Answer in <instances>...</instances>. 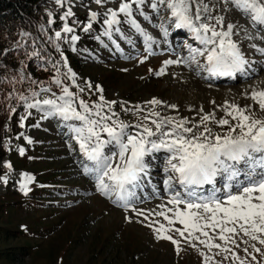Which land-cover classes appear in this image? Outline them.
I'll return each mask as SVG.
<instances>
[{"label": "snow or ice", "instance_id": "snow-or-ice-1", "mask_svg": "<svg viewBox=\"0 0 264 264\" xmlns=\"http://www.w3.org/2000/svg\"><path fill=\"white\" fill-rule=\"evenodd\" d=\"M91 2L103 11L90 9L82 31L88 33L99 21L101 36L117 48V38L131 43L124 31L127 26L143 37L148 55L154 54L152 46L159 42L137 19H152L145 8L156 16L166 14V20L155 25L165 40L169 26L191 34L199 46L188 44L186 56L164 60L157 76L164 75L170 65H183L197 75L206 72L210 77L248 76L255 71V61L242 50V41H264V0H118L115 7H107L111 0ZM55 4L66 8L60 16L63 27L54 32L55 40L71 34L68 42L76 51L81 37L68 23L75 16L72 0H55ZM233 12L246 18L252 30L229 21L227 14ZM48 16L51 25L53 13L48 12ZM80 23L75 21L77 26ZM54 47L60 60L49 58L55 73L49 81L25 75L27 65L23 61L16 73L5 77L11 86L4 96L9 119L18 106L23 108L21 129L33 110L39 114L33 127L55 119L66 129L69 151L78 152L82 175L94 182L95 192L124 212L135 214L139 218L135 222L152 229L157 240L171 242L177 255L190 247L202 257V264H264V116H258L252 105L226 101L224 117L217 119L215 113H205L193 121L162 115L157 109L165 102L157 98L130 106L125 101L108 100L101 85L85 80L82 86L60 45ZM249 47L264 56L260 44L253 42ZM24 54L28 59L41 55L35 48ZM145 59L147 56L140 62ZM26 80V90L16 87ZM92 94L97 95L96 100H91ZM245 96L264 113V89L253 88ZM167 107L175 109L176 105ZM121 113L134 119H122ZM212 124L222 129L226 126V130L215 132ZM21 137L29 145L34 143L24 132L16 138ZM17 150L25 155L24 147ZM160 153L166 154L162 167L156 163ZM4 167L10 172L12 164L5 163ZM157 167L163 174L166 202L157 206L159 210L140 208L146 190L159 196L160 189L153 182ZM21 175L20 190L27 195L35 177ZM0 181L7 185L8 175H0ZM153 217H162L167 224ZM124 220L134 222L131 215H125ZM177 223L183 227H175Z\"/></svg>", "mask_w": 264, "mask_h": 264}, {"label": "rangeland", "instance_id": "rangeland-1", "mask_svg": "<svg viewBox=\"0 0 264 264\" xmlns=\"http://www.w3.org/2000/svg\"><path fill=\"white\" fill-rule=\"evenodd\" d=\"M117 3L118 0H111L107 7H115ZM71 6L75 16L68 23L76 28L75 34L82 39L76 42V51H72V45L68 42L71 34H67L65 42L61 40L58 44L64 42L73 53L69 65L78 74V82L82 86L85 80L99 84L108 100L125 101L129 106L157 98L165 102L157 109L162 115L185 117L193 121H198L199 115L205 113H215L217 119L224 117L223 105L226 101L241 106L252 105L258 116H264L258 106L245 96L253 88L264 89V71L247 83L219 86L204 80L209 77L206 72L197 75L183 65H170L164 75H155L164 61L158 58L169 54H166L170 48L165 42L170 44L173 38L169 37L175 29L169 26V36L165 42L159 37L162 33L155 25L160 24L162 19L166 20L165 13L156 16L151 9L145 8L152 19L137 17L159 42L152 46L153 52L158 51L156 55L149 56L143 37L127 26L124 31L131 43L127 39L117 38L120 44V48H117L107 37L101 36L103 27L99 21L88 33L82 31L83 25H75L76 20L87 22L90 9L103 11L91 0H72ZM39 8L45 19L39 29L56 44L54 32L62 29L64 22L60 16L66 8H60L55 0H42ZM48 12L53 13L54 23L51 25L48 23ZM227 18L251 28V24L239 13L227 14ZM97 36H101V39L97 40ZM179 39L177 44L171 45L175 52L167 59L184 55L186 45L193 46L197 42L188 32ZM253 42L262 43L243 40L242 50L255 62L264 60V56L249 47ZM145 56L147 59L141 63ZM200 59L203 63V58ZM258 67L260 70L261 67ZM84 96L89 98L87 93ZM90 98L96 100L97 95L92 94ZM172 104L176 105L175 109L167 107ZM200 109L204 110L203 113ZM121 118L134 119L123 113ZM38 120L39 114L33 110V116L25 122L24 129L19 127V123L14 126L10 120L0 122V175L7 174L9 177L7 185L0 181V264H202V257L196 250L188 247L177 255L171 242L157 240L152 229L135 222L139 219L135 214L124 212L96 193L92 181L82 175L78 152L69 151L68 138L64 135L66 129L55 119L40 121L39 128L33 127ZM210 126L215 132L226 130V126L223 129L215 124ZM20 132L31 137L34 143L29 145L23 137L17 139ZM19 147L25 148V155L19 154ZM165 155H159L156 161L161 167ZM5 163L12 164L10 172L4 167ZM161 167L154 169V177L162 184ZM22 173L35 177L28 185L30 191L27 195L20 190ZM144 194L153 195L150 189L142 197ZM166 199L167 194H164L144 201L138 207L159 210L157 206L165 203ZM125 215L133 216L134 222L127 223ZM152 219L167 224L162 217ZM175 227L183 226L177 223Z\"/></svg>", "mask_w": 264, "mask_h": 264}, {"label": "trees", "instance_id": "trees-1", "mask_svg": "<svg viewBox=\"0 0 264 264\" xmlns=\"http://www.w3.org/2000/svg\"><path fill=\"white\" fill-rule=\"evenodd\" d=\"M41 1L0 0V122L3 123L9 119L8 102L4 100V96L11 91L5 77L10 78L16 73L21 61L27 65L25 73L36 81L47 82L55 75L49 58L58 60L57 50L39 29V25L45 21L39 11L38 4ZM24 33L28 35L25 36ZM34 48L40 52V57L28 59L25 51L31 52ZM16 87L26 90L28 81ZM22 114L23 108L18 106L17 113L11 116L14 125Z\"/></svg>", "mask_w": 264, "mask_h": 264}, {"label": "bare ground", "instance_id": "bare-ground-1", "mask_svg": "<svg viewBox=\"0 0 264 264\" xmlns=\"http://www.w3.org/2000/svg\"><path fill=\"white\" fill-rule=\"evenodd\" d=\"M237 15V14H236ZM231 17V16H230ZM235 18H236V16H235ZM238 18H239V16H238ZM230 19V18H229ZM242 21V20H241ZM243 25V24H242ZM251 27V26H250ZM251 29V28H250ZM185 35H187V31L186 30H177V29H174V31H173V33H172V35L169 37V38H173L171 41H170V44L168 43V42H165V38H164V36H163V34H160V36L159 37H161V39L165 42V44H166V46L167 47H169L170 49V51L169 52H167L166 54H168V55H163V56H161V57H159L158 59L159 60H166L167 58H169L170 56H172V54H174V49L173 48H171L173 45H175V44H177L179 41H180V39H179V36H185ZM135 42H138V41H135ZM260 46L261 47H264V41H262V43L260 42ZM172 45V46H171ZM199 46V44L198 43H196V42H194V44H193V47H198ZM155 53L157 52V51H154ZM187 55V51L184 53V55H182V56H186ZM249 59H251L250 57H248ZM252 60V59H251ZM259 61L261 62V63H259ZM262 63H264V60H257V62H255L254 64H253V68L255 69V71L254 72H250L249 73V75L248 76H244V75H242V74H237L236 76H235V78H234V80H232L231 79V77L230 76H215V77H208V78H204V80L205 81H208V82H210V83H212V84H214V85H230V84H233V85H236L237 83H240V82H243V83H247V82H249L252 78H254V77H256L257 75H261L260 73H262L263 71H264V65L262 66L261 64ZM256 68H255V67ZM258 66H260L261 67V69H262V71L261 72H259L260 70L258 69L259 67ZM162 154H164V153H160V154H158V155H162ZM159 165V164H158ZM160 171V170H159ZM161 173H162V171H160ZM88 178V177H87ZM89 181L91 182V180H90V178H89ZM154 183H156L157 184V187H158V184L160 183L159 182V180L158 179H156V177H154V181H153ZM91 184L92 185H94L93 184V181L91 182ZM161 184V183H160ZM159 184V185H160ZM206 187H209V186H206ZM161 188H162V191L159 193V196H157V195H155L154 193H153V195H146V194H144L143 195V202L145 201H148V200H152L154 197L156 198V197H162L164 194H166L164 191H163V185L161 184ZM142 204V203H141Z\"/></svg>", "mask_w": 264, "mask_h": 264}]
</instances>
